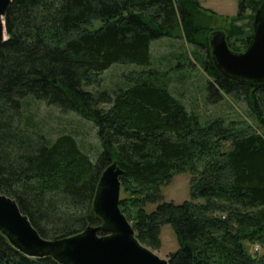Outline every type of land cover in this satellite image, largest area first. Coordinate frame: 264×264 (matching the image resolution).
<instances>
[{
    "label": "trees",
    "instance_id": "obj_1",
    "mask_svg": "<svg viewBox=\"0 0 264 264\" xmlns=\"http://www.w3.org/2000/svg\"><path fill=\"white\" fill-rule=\"evenodd\" d=\"M263 5L239 0L237 15L221 20L198 0H12L9 39L0 43V193L18 202L43 238L72 236L102 223L93 201L115 161L126 194L120 207L138 239L159 249L162 225H172L180 247L169 264H264V84L225 77L210 46L223 30L231 49L245 50ZM97 20L102 25L91 28ZM162 38L202 50L196 60L210 76L208 100L245 103L256 128L203 124L189 112L168 74L152 67V43ZM114 64L143 69L104 87L101 75ZM28 96L93 122L97 162L72 134L51 139L24 128ZM181 171L192 175L191 200L160 203L161 187ZM0 264L60 263L24 254L0 231Z\"/></svg>",
    "mask_w": 264,
    "mask_h": 264
},
{
    "label": "water",
    "instance_id": "obj_2",
    "mask_svg": "<svg viewBox=\"0 0 264 264\" xmlns=\"http://www.w3.org/2000/svg\"><path fill=\"white\" fill-rule=\"evenodd\" d=\"M12 0H0V43L9 39L5 17ZM254 35L248 47L236 52L223 30L210 37L213 60L220 72L239 83L264 84V5L256 12ZM123 170L117 162L101 174L93 211L101 219L82 232L59 239H45L22 212L18 202L0 193V231L24 254L52 256L60 264H169L137 238L131 221L120 207Z\"/></svg>",
    "mask_w": 264,
    "mask_h": 264
},
{
    "label": "rangeland",
    "instance_id": "obj_3",
    "mask_svg": "<svg viewBox=\"0 0 264 264\" xmlns=\"http://www.w3.org/2000/svg\"><path fill=\"white\" fill-rule=\"evenodd\" d=\"M198 1L204 8L215 12L218 19L221 20L234 18L238 13L239 0ZM101 25L102 22L97 20L93 21L90 27L98 28ZM151 49L153 53L152 67L161 68L168 74L172 79L170 87L174 95L185 104L189 112L197 115L203 124L216 119H224L227 122L236 120L243 127L256 128L257 123L250 115L245 103L236 102L230 95H225L223 100L217 103L208 100L207 83L210 76L203 70L201 63L196 60V55H203L202 50L181 39L171 38H162L153 42ZM181 54H184L182 63L177 59ZM142 69V67L132 64H114L101 75L102 83L104 87H112L124 74L138 73ZM23 116L24 128L40 131L51 139H55L61 133L72 134L83 151L90 155L93 162H97L102 145L98 138V130L93 122L75 112H64L57 106L49 105L33 96L25 98ZM191 180L192 175L188 171L176 173L167 184L161 187L162 200L160 203L180 204L191 200ZM123 195L126 194L121 191V196ZM195 202L202 203L204 199L199 198ZM160 203L148 205L147 211L155 210ZM160 242L159 249L141 243L163 259H167L171 253L179 249L178 238L172 225H162ZM255 251L254 246L251 247V252Z\"/></svg>",
    "mask_w": 264,
    "mask_h": 264
},
{
    "label": "built area",
    "instance_id": "obj_4",
    "mask_svg": "<svg viewBox=\"0 0 264 264\" xmlns=\"http://www.w3.org/2000/svg\"><path fill=\"white\" fill-rule=\"evenodd\" d=\"M256 250H258V247H256Z\"/></svg>",
    "mask_w": 264,
    "mask_h": 264
}]
</instances>
